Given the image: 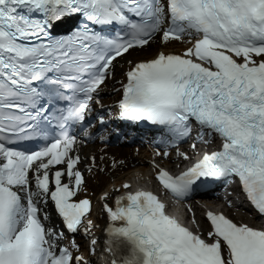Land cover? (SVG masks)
<instances>
[{
    "label": "snow or ice",
    "instance_id": "obj_1",
    "mask_svg": "<svg viewBox=\"0 0 264 264\" xmlns=\"http://www.w3.org/2000/svg\"><path fill=\"white\" fill-rule=\"evenodd\" d=\"M158 35L187 46L128 61L116 80V58ZM109 78L120 95L93 115ZM117 122L154 128L165 157L175 148L190 159L177 147L186 140L218 141L178 175L156 165L160 185L182 201L235 181L264 215V0H0V264H92L79 145L127 139ZM121 187L100 195L108 264H264V225L208 210L201 235L152 191Z\"/></svg>",
    "mask_w": 264,
    "mask_h": 264
},
{
    "label": "bare ground",
    "instance_id": "obj_2",
    "mask_svg": "<svg viewBox=\"0 0 264 264\" xmlns=\"http://www.w3.org/2000/svg\"><path fill=\"white\" fill-rule=\"evenodd\" d=\"M187 44L183 42L173 41L170 44L165 45L161 40L158 41L157 44H153L149 49L144 48H134L131 49L127 55L122 56L116 59V80H120L121 74L125 72L128 68V61H138L146 58H150L152 54L158 49L163 48L164 50H171L175 52H182L183 48L186 47ZM120 85L118 83L114 84L112 79H109L105 82L103 87L100 88L99 91V103H93L92 108L93 112L97 110V107H101V114H107L109 108L112 106L113 101L117 99L120 95V92L117 91ZM127 139L130 140L133 138L130 132H134V130H125ZM112 134L110 139L105 141H111ZM98 138L91 139L87 143H81L79 145V155L81 157V162L79 164L80 169H83L86 173L87 182L85 184V189L87 191L82 192L85 196H94L99 202L100 195L104 191L112 192L113 187L119 188L120 194L125 189L121 187L125 182H131L132 179L140 180L143 182L144 180L151 181L152 177L149 175L150 171H153L150 162L155 161L157 164L161 166H173V164L179 163L183 165L186 163V160L183 159L182 156H177L175 153L170 155L167 159H163L159 156L154 155L147 152L146 149L141 147L131 146L119 140V142L115 141L116 144H119L117 147H112L109 144H102ZM137 141V140H136ZM188 156L192 153L191 151H187ZM91 156H95V165H99V167H93L92 171H88L86 165H92L93 161L88 159ZM103 157V160L101 159ZM115 161V163H113ZM215 201H219L222 203H231L234 206V209H228L227 212L230 216L238 215L242 220L248 219V212L246 211V206L237 200L234 197L228 198H214ZM211 203H208L210 205ZM211 206V205H210ZM194 215L193 217L199 221L198 227L203 230L204 227V219H201L199 209L200 207L194 206ZM100 215L92 214L89 218L93 220L94 223H99L98 218ZM96 238H98V231L94 230L92 232Z\"/></svg>",
    "mask_w": 264,
    "mask_h": 264
},
{
    "label": "rangeland",
    "instance_id": "obj_3",
    "mask_svg": "<svg viewBox=\"0 0 264 264\" xmlns=\"http://www.w3.org/2000/svg\"><path fill=\"white\" fill-rule=\"evenodd\" d=\"M152 44H153V43H152ZM151 46H152V45H150V47H151ZM150 47H149V48H150ZM149 48H148V49H149ZM226 206L228 207V205H226ZM231 207H232V206H229L228 208L230 209ZM234 218H238V219H240L238 216H234Z\"/></svg>",
    "mask_w": 264,
    "mask_h": 264
}]
</instances>
